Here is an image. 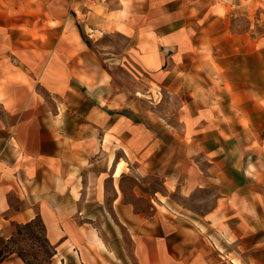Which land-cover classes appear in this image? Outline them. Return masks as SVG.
Returning <instances> with one entry per match:
<instances>
[{
	"label": "crops",
	"instance_id": "0c3cea01",
	"mask_svg": "<svg viewBox=\"0 0 264 264\" xmlns=\"http://www.w3.org/2000/svg\"><path fill=\"white\" fill-rule=\"evenodd\" d=\"M170 1L163 0V5L167 2L172 5ZM180 1L183 5L184 0ZM207 1L208 14L214 21L225 23L231 18H241L251 27L252 20L264 18V0H201L198 4ZM1 2L7 8H0V249L12 236L14 225L38 218L48 244L55 251L53 264H225L218 258L222 256L220 248L216 251L204 241L211 233L216 247L224 242L231 250L226 253L229 264H235L233 260L240 264H264V231H257L253 211L239 192L221 196L210 211L199 215L170 200L169 194L181 189L183 183L174 181L173 176L162 175L166 192L159 196L164 201L159 199V192L154 191L152 196L138 193L137 186L133 189L136 198L159 200L156 206L148 203L151 211L148 213L122 203L121 191L116 188L112 206L116 222L111 220L105 226L104 192L102 184L99 185L107 163L105 144L123 150L128 160L131 154L139 159L136 149H141L144 142L148 146L142 149L148 151L173 146L209 148L205 146L207 141L199 138L205 133L200 129L201 123L213 127L214 137L208 138V145L212 142L219 145L229 135L231 142L244 147L246 153L253 148L262 150L264 138L258 137L262 128L255 119L264 115V93H252L237 82L223 83L220 79L223 64L217 57L196 62L198 69L182 70L180 66L188 64L173 65L167 71L171 76L175 70L183 71L182 77L170 78L171 91L177 94L178 88L181 89L180 136L175 138V129L166 124L159 127L163 142L156 145V137L143 141L134 130L130 132L136 134L131 136L128 131L121 132L119 125L104 126V97L109 85L101 81L103 76L98 71L92 75V52L83 44L74 25L80 13L93 32L106 34L110 31L107 15L122 11L128 1ZM140 2L130 0L134 13L119 21L133 32L127 35L129 38L138 35L134 23L141 18L133 5ZM110 6L114 8L108 9ZM13 24L18 27L13 28ZM168 27L172 29V24ZM139 28L145 29L152 39L150 43L158 49L157 30L150 24ZM178 32L179 42H188V28ZM249 33L230 32L229 37L236 40ZM222 36L226 38L227 32ZM247 49L252 51L251 46ZM142 51L144 55L150 52L149 48ZM255 52L263 57L264 32ZM92 81L94 89L87 85ZM105 137L110 139L107 141ZM143 155L137 171L153 173L156 152ZM120 160L115 161V167ZM112 181L115 184L114 178ZM237 248L244 251V256L237 253ZM0 264L25 263L10 254Z\"/></svg>",
	"mask_w": 264,
	"mask_h": 264
},
{
	"label": "rangeland",
	"instance_id": "374dc122",
	"mask_svg": "<svg viewBox=\"0 0 264 264\" xmlns=\"http://www.w3.org/2000/svg\"><path fill=\"white\" fill-rule=\"evenodd\" d=\"M125 1L128 2H125L127 4L122 7V11L107 15L110 31L106 34L93 32L92 26L80 13L77 14L78 19L74 22L81 41L92 52V75L94 76L98 71L103 76L101 81L109 85L104 97V126L105 124L111 127L119 125L121 132L134 130L137 134L130 132L131 136L136 134V137H140L143 141H150V137H156V145H158L159 142L164 141L159 127H165L168 124L175 129L174 137H179L181 89L178 88L177 94L171 91L170 78L182 77L183 69L191 67L198 69L196 62H208L214 57L222 61L224 71L221 76L215 77L220 76L223 83L237 82L252 93H264V54L261 57V53L255 52V47L260 45L261 34L264 32L262 16L252 20V26L248 27V22L241 18H231L225 23L214 21V17L208 14L209 1L206 5L198 4L201 0H188V2L184 0L181 5L180 0H172L170 1L172 5L168 2L163 5V0H141V5H133L137 11V17L141 18V21L137 20L134 23V29L138 31V35H135V38L132 36L129 38L127 35H133V32L126 24L119 22L122 19L127 20L134 13L132 5L129 4L130 0ZM0 8H7L1 0ZM18 20L22 25L20 18ZM147 23L157 30L160 38L155 40L158 49H154V45L150 43L152 39L145 34V29L139 28L145 24L148 25ZM170 23L172 29L168 27ZM17 24H13V28L18 27ZM182 28L189 30V37L186 38L188 42L185 44L179 42L178 31ZM245 30L250 32L248 36L236 40L229 37L230 32ZM224 31L227 32L226 38L222 36ZM189 42H192V46L188 45ZM247 46H251L252 51L247 49ZM143 48H149L150 52L144 55ZM191 63L194 65L190 66ZM181 64L188 65L180 66ZM173 65L180 66L182 70H175L174 75L171 76L167 71ZM207 67L209 73H212L211 68ZM192 73L193 70H191ZM194 77L198 79V76L194 75ZM80 78L84 80L82 76ZM190 78H193V75ZM87 85L90 89H94L95 82H87ZM80 89L84 90V88ZM226 89H228L227 84ZM255 120L258 127L262 128V131L260 130L262 134L258 137L264 138V115L256 117ZM200 129L205 133H201L199 138L203 142L207 141L205 146H210L209 148L184 149L173 146L172 149L148 151V149H142L143 146H148V143L144 142L140 146L141 149H136L139 159L133 158L134 155L131 154L132 158L128 160L123 150L116 146L109 148V145L105 144L104 158L107 156V163H104V176L99 180V185L102 184L104 192L102 204L105 226L109 225L111 220L116 222L112 206L117 187L121 191L122 203H130L134 209L148 213L151 212L148 203L156 206L160 204L159 200L157 197L152 200L136 198L133 189L137 186L135 189L138 193L147 192L152 196L154 191L159 192L158 196L161 193L164 194L166 190L162 186V175H165L173 176L174 181L183 183L181 189L178 188L169 194L170 200L186 206L199 215L210 211L221 196L228 197L231 191L234 196L235 192H239L242 200H247L246 204L253 211L255 227L259 229L257 231H264V147L262 150L250 149L252 156L251 153H246L244 147H236L229 135L225 136L226 141L220 142L219 145L213 142L208 145V138L214 137L213 127L211 124L201 123ZM108 138L105 137V140L108 141L110 139ZM194 138H197V134H194ZM240 141L238 137L239 144H241ZM167 145H170L169 141ZM155 152L153 173L142 169L139 170L141 172L137 171V165L145 157L143 154L151 155ZM118 158L121 160L116 167H120V174L116 177L117 187H114L115 184L112 181L114 168L116 169L114 163ZM159 199L164 201L160 196ZM161 211L164 209L161 208ZM12 229L13 234L3 247L5 255L7 253L19 255L27 264H53L54 248L48 244L38 221H33L28 226L16 224ZM122 234H124L123 231ZM213 238L212 233L206 235L204 237L206 245L216 251L220 248L222 256L218 258L225 264H229L226 253L231 250L224 242L216 247ZM237 253L240 256L245 254L241 248H237ZM233 262L240 264L236 260Z\"/></svg>",
	"mask_w": 264,
	"mask_h": 264
},
{
	"label": "trees",
	"instance_id": "16d2710c",
	"mask_svg": "<svg viewBox=\"0 0 264 264\" xmlns=\"http://www.w3.org/2000/svg\"><path fill=\"white\" fill-rule=\"evenodd\" d=\"M33 221H38L40 224H41V226H42V228H43V231H44V227H43V224L41 223V221L38 219V218H36V219H34V220H32V221H30V222H28V223H25V224H23L24 226H28L29 224H31ZM5 246V245H4ZM4 253H6V252H4L3 251V247H2V249H0V262L8 255V254H10V253H7L6 255L4 254ZM19 256V255H18ZM21 259H22V257L21 256H19ZM23 261H24V259H22ZM24 263L25 264H27V262H25L24 261Z\"/></svg>",
	"mask_w": 264,
	"mask_h": 264
},
{
	"label": "bare ground",
	"instance_id": "6f19581e",
	"mask_svg": "<svg viewBox=\"0 0 264 264\" xmlns=\"http://www.w3.org/2000/svg\"><path fill=\"white\" fill-rule=\"evenodd\" d=\"M119 27H120V26H119ZM119 174H120V167L118 166V167H116V169H115V171H114V175H113L114 178H115V181H114V182H115V186H116V187H117V185H116V183H117V178H116V177H117ZM115 186H114V187H115ZM117 188H118V187H117Z\"/></svg>",
	"mask_w": 264,
	"mask_h": 264
}]
</instances>
